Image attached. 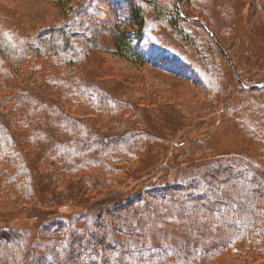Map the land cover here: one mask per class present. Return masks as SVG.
Wrapping results in <instances>:
<instances>
[{"label": "rangeland", "instance_id": "374dc122", "mask_svg": "<svg viewBox=\"0 0 264 264\" xmlns=\"http://www.w3.org/2000/svg\"><path fill=\"white\" fill-rule=\"evenodd\" d=\"M131 5L142 10L141 30L131 24ZM0 26L15 36L62 27L50 53L63 65L50 68L37 58L13 76L24 81L17 85L21 99L33 97L38 111L21 105L11 114L8 109L18 101L3 107L32 177V196L0 198V227L24 234L27 264L43 255V264L68 263L63 253L55 256L53 244L71 232L84 237L91 230L92 214L86 208L94 199L120 192L125 197L142 183L200 179L219 168L235 172L247 167L250 177L264 182V90H243L218 49L225 51L243 84L264 80V0H0ZM118 29L132 34L134 49L145 61L117 52ZM83 84L106 94L110 109L80 92ZM65 117L108 134L144 131L143 148L116 174H105L101 167L85 171L81 191L80 173L66 174L62 183H45L38 167L48 163L39 152L73 139L62 131ZM35 129L46 134L43 143L34 139ZM256 213L241 217L233 230L217 224L198 235L153 220L145 245L164 247L166 240L167 247L180 252L197 249L196 264H258L264 256L257 231L261 215Z\"/></svg>", "mask_w": 264, "mask_h": 264}, {"label": "trees", "instance_id": "16d2710c", "mask_svg": "<svg viewBox=\"0 0 264 264\" xmlns=\"http://www.w3.org/2000/svg\"><path fill=\"white\" fill-rule=\"evenodd\" d=\"M60 1L63 3L65 0ZM137 1L147 4L150 0ZM131 6V24L136 30H141L144 20L142 10ZM177 13L181 15L179 9ZM198 18L202 21L201 17ZM61 28L51 26L37 33L15 36L9 34V30H2L0 26V198L32 196V177L24 156L15 145L14 135L9 127L12 118L7 116L3 107L9 101H18L8 109L11 114L21 105L30 107L34 113L38 111L33 97L21 99V86L17 85L24 81L14 79L13 76L21 72L23 63H34L37 58H41L44 66L50 68L63 65L57 64L50 53L62 35ZM114 41L117 52L127 59L137 63L145 61V57L134 49L129 31L118 29ZM219 50L229 65L232 76L243 90H264V80L257 84H243L237 72L232 69V62ZM74 88L79 91V88ZM85 88V84L80 86V92L87 91L97 99L102 109H110L111 100L106 94L94 87L86 88L89 90ZM65 118L67 126L62 131L73 136L70 143H53L41 147L39 152L44 164L48 163L46 167H38L45 183H62L66 180L63 178L66 174L80 173L78 179L81 181L77 186L81 191L84 188L82 183L85 182V171L101 167L105 174H116L122 165H131L134 155H138L143 148V136L140 135L146 134L144 131L108 134L87 128L73 117ZM50 120L49 118V124ZM39 121L37 118L35 123L38 125ZM34 131L37 132L34 139L43 143L46 134H41L39 129ZM126 135L129 139L124 141ZM123 136L125 137L122 138ZM44 153L51 154L52 157L46 158ZM234 171L219 168L204 174L200 179L190 178L164 186H145L146 183H142V188L129 195L126 192L125 197L120 192L110 198L94 199L86 208L92 214L91 230L85 231L84 237L75 232L60 237L58 247L55 244L52 247L56 251L55 256L59 252L63 253L68 261L64 264H196L197 249L193 251L186 248L185 252H180L170 248L171 245L167 247L169 243L166 240L163 241L164 247L145 245L148 228L153 220L169 223L179 231L187 230L185 234L193 235L195 232L198 235L204 228L217 224L233 230V226L242 220L241 217L251 218L257 214L256 210L261 215L257 231L261 237L264 256V182L250 177L247 167ZM230 176L233 180L228 181ZM24 240L25 236L21 231L7 226L0 227V264H27L31 261L27 257ZM257 245L255 243L254 246ZM262 260L258 264H264V258ZM45 261L44 255L39 256L34 264H43Z\"/></svg>", "mask_w": 264, "mask_h": 264}, {"label": "water", "instance_id": "95a60500", "mask_svg": "<svg viewBox=\"0 0 264 264\" xmlns=\"http://www.w3.org/2000/svg\"><path fill=\"white\" fill-rule=\"evenodd\" d=\"M202 24H203V27H204V28L208 31V33L210 34V32H209L207 26L205 25V23L202 22ZM218 47H219V49L222 50L223 54L225 55V57H226V58L228 59V61L230 62L229 57L227 56V54L225 53V51H224L219 45H218ZM230 63H231V62H230ZM232 69L234 70L233 66H232ZM256 86H259V85H256Z\"/></svg>", "mask_w": 264, "mask_h": 264}]
</instances>
